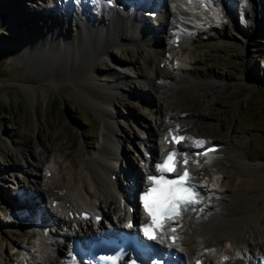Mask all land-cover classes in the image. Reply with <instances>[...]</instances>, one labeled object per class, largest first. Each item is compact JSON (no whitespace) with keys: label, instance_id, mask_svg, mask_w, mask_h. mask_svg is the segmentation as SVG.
Returning a JSON list of instances; mask_svg holds the SVG:
<instances>
[{"label":"rangeland","instance_id":"obj_1","mask_svg":"<svg viewBox=\"0 0 264 264\" xmlns=\"http://www.w3.org/2000/svg\"><path fill=\"white\" fill-rule=\"evenodd\" d=\"M32 1L0 0V264H29L31 262L25 259L27 253L30 255L29 259L36 264H49L47 260H53L54 263L51 264H63L62 261L60 263L57 251L66 254L65 243L68 244L67 239L60 235L63 220L60 219L58 226V223L51 224L49 219V216L58 214L49 209L54 203L49 204V208L47 203L42 204L47 210L44 212L48 219L49 239L54 245H60L57 248L59 250L46 249L38 230L31 227L30 223L24 224L12 218H17L19 214L8 215L11 209L5 202L8 195L15 197L18 203L22 202L18 205L21 208L19 213H24L25 210L28 213L34 206H40L38 201H25V197L40 194L44 185L42 168H51L58 177L63 176L65 179L67 173L80 172L84 175L85 168L81 160L97 154L105 133H108L113 143H117L115 168L121 167L125 173L132 175L134 182L138 175H133L145 168L143 147L147 145V149L153 147V144L158 147L160 143L156 141L152 144V136L157 137L159 134L157 122H164L165 112L177 110L179 105L183 111H190L194 119L183 120L178 132L202 141L200 148L213 141L223 147L233 146L235 151L231 152L230 162L223 159L228 157L220 159L221 169L218 172L223 178L210 186L217 188L218 185V189L230 200V192H234L245 175L248 176L244 182L245 194L239 199L241 207L237 209L238 212L251 215L257 211L256 220L264 229V15L258 16L244 0L217 2L222 7L219 15L213 10L205 11V7H201V10L199 0L191 3L195 6L194 13L201 14L197 17L202 19V23H197L199 27L196 25L199 32L194 42L188 40L186 47L192 52L189 55L194 64L192 68L187 67L186 71L199 79H216L226 87L215 99L209 97L205 101L202 92L192 89L183 80L179 81L177 90L173 92L176 93V98L177 94L183 97L184 100L179 104L173 93H165L175 84L158 86L165 88L161 93L153 90L155 73L167 81H176L173 71H170V63L164 56L161 58L158 55L160 53L147 56L148 50L154 53L167 44V38H172L167 30L155 23H163L164 15L161 14L158 21L156 19L153 22L146 18L138 20L150 30L147 33L150 38L147 34L140 33L143 25L137 28L133 25L132 29L131 26L122 28L120 25L116 30L125 33L128 40L118 42L121 44L116 46L109 43L110 53L100 55L92 62L88 61L86 55L95 50L85 47V55L78 57L79 54L74 52L75 48H71L72 53L69 55L63 46L66 42L70 45L76 38L74 21L68 28L56 22L54 27L64 28L61 37L57 34V38L52 40L53 45H48L51 50L49 55L41 57L38 53H31L32 45L37 44L40 49H46L44 42L49 39L48 26L51 25L48 24L50 20L46 26L43 24L39 11L43 9L42 13L48 15L45 9H50L56 0ZM160 3H163L165 11L168 9V13L173 12L168 0H160ZM249 4L252 6V3ZM33 9L39 10L36 12ZM24 13L26 16L21 19ZM61 14L60 12L59 16ZM21 20L26 21V24L19 22ZM153 32L155 35L151 38ZM246 35L248 36L244 39L243 36ZM253 40L257 43V51L251 47L254 45ZM41 42L42 44H38ZM106 45L107 43L101 46L97 44L99 52ZM248 62L251 64L249 68ZM85 74L90 77L87 85H83L80 79ZM116 78L119 80H115ZM111 83L116 84L117 91L109 94L110 102L106 105L110 118L108 113L102 112L87 98H81L75 93L77 84L85 88L86 92L95 94L99 90L97 87L108 89ZM160 97L163 99H159ZM105 120L113 127L108 126ZM242 166L247 170L246 173V170L240 168ZM45 175L48 177L50 173L45 172ZM229 179H232L230 184ZM129 182L126 188L133 184L132 180ZM200 185L205 187L203 183ZM19 187L25 190V197L20 194L22 190L18 191ZM88 191L96 192L93 187H89ZM134 191L135 186L132 191L126 190L127 197L130 198ZM93 195L96 196L91 194L88 201L97 207L101 205L99 209L104 215L107 207L102 205V197ZM114 204L117 205V202ZM109 217L114 219L113 215ZM35 218H32V223L37 221ZM246 236L249 256L253 257L251 262L257 264L261 256H264V239L259 240L250 231H247ZM229 237L225 236L221 241L223 264H233L237 259L226 244L231 238ZM61 240L66 242L61 244ZM193 240L179 239L180 247L176 250L180 251L184 262L189 259L184 248L190 249ZM207 263L215 264L214 258L210 257Z\"/></svg>","mask_w":264,"mask_h":264},{"label":"bare ground","instance_id":"obj_2","mask_svg":"<svg viewBox=\"0 0 264 264\" xmlns=\"http://www.w3.org/2000/svg\"><path fill=\"white\" fill-rule=\"evenodd\" d=\"M106 1L107 0H73L74 3L76 2L75 5H73L72 3H61L60 5H57L56 2H58V0H56L51 5L50 9H45V11L49 13L48 15H44L42 13V11L44 12V10L41 9L39 11L41 13L39 16L44 22L41 23L45 24L46 26L48 20H50L48 24H50L51 26H48L49 29L47 34L49 39H46V42H44L47 45L45 50L40 49L37 44H33V51H31V53H38L39 55H41V57H46L47 55H49L51 50L48 48V45H51L52 40L54 38H57V34L61 37V31L64 28H68V25L74 21L75 24H73V26L76 33V38L70 45L66 42V44L63 43V46L68 50L67 52H69V55L70 53H72L71 48H75L74 52H76V54H79L77 55L78 57L81 54L85 55L84 52L86 51V48L88 50H95V52H93L92 54L87 53L86 55L88 61L92 62L96 57H99L100 55H107L108 53H110L109 43H114V46H116L121 44L125 40H128V36L125 35V33L122 34L121 32H118L116 30L120 25L122 26V28L123 26H126L127 28L131 26L130 29H132L133 25L134 28H137L139 25H143L141 26L142 30L139 28L140 31H142L140 33L143 35H146L148 32L150 33V30L147 28V26L144 23L141 24L140 22H138V20L145 18V11L156 9L157 11L161 12L162 15H164L163 17H165V21L163 23L160 22L159 26L162 27L163 30H167L171 34L169 37L173 38V36L177 35L179 37V41L177 42V45L174 46L173 41L171 40V42L169 41V43L161 46L156 51H154V53L150 50L147 51L148 57H152L155 53H160L158 55L161 58L162 56H164L163 58H165L170 63V71H173L174 80L176 79V81L170 82L165 80L166 78H160V76L156 75L155 73L156 78L152 80L154 92L161 93L160 91L165 88L158 86H161L163 84H173V86L175 84L176 86L171 87L165 92L173 93L177 90L178 82L182 80L185 81L183 83H189L188 85H191L192 89L202 92L205 101L209 97L215 99L224 91L226 85L221 81L206 78L199 79L198 77L193 76L186 71L187 67L192 68L194 64L189 55L192 52L190 48L188 49L186 46L188 40H192L194 42L195 37H198L199 31L196 29V25H198L197 23H202V19H200V17H197L201 14L198 13L200 14L198 15L194 13L193 9L195 6L191 4L193 3V1L196 2V0H168L172 5V13H168V9L165 11V8L157 9L159 8L158 5H160L159 0H143L136 2H132L130 0H112L116 5V7L113 5L112 8H109L106 5ZM201 1L206 2L205 9H208L210 11L213 10V12H217V15H219V12H221L222 10L221 5L218 6L217 2L220 3L221 1L223 2V0H200V2ZM244 1L249 8L251 7L250 10H254V12H256L258 16L264 15V0ZM121 2L125 3L124 7H117ZM249 2L252 3V6L251 4H249ZM191 5L193 7H191ZM222 6H224V4H222ZM38 10L34 11L38 12ZM60 12L62 13L61 16H59ZM25 16L26 13L23 14V17H20L22 19ZM19 22H23V24H26V21L23 20ZM56 22L61 23L64 28L54 27ZM15 25H17V23ZM23 27L25 28L26 26ZM247 36L248 35L243 36L244 39H246ZM148 38H150L149 35ZM151 38H153V35L151 36ZM253 41L254 45L252 44L251 47H254L257 51V43L255 42V40ZM118 42L121 43L118 44ZM106 43L107 45L103 48L104 50H102V52H99L100 47L98 48L97 44L101 46L102 44ZM38 44H42V42ZM77 44L78 46H76ZM250 66L251 64L250 62H248L247 68H249ZM80 79H82L81 83H83V85H87L90 81V77H88L87 74L82 76ZM240 79L242 82V78ZM115 80L118 81L119 79L116 78ZM97 88H99L97 93L92 94L86 92L85 88L81 87L80 84H77V86H75V93L81 98H87L102 112L108 113L106 112V105H108L110 102L109 94L112 91H117L116 84L111 83L110 88L108 89L105 87ZM174 94L176 93H173V95ZM161 98L162 97H160L159 99ZM174 98H176L175 95ZM182 98L183 97L177 94L176 100L179 104L181 100H184ZM161 102L165 103L163 101ZM180 108L181 105H179V108L177 110L165 112L164 122L163 120L157 122L159 134L157 137L156 135L152 136V144L154 142L156 143V141H160V143L158 147L156 146V144L154 147L153 144V147H148L146 149L147 159H145V161L148 166L151 164L152 160L156 158L155 155H158L159 153H162L166 150V147L162 142V137H167L168 132H176L180 128V123L183 122V120H185L186 118L194 119L190 111H183L182 108ZM107 116L110 118L111 115L108 113ZM105 123L111 128L113 127L112 124L107 123L106 120ZM105 134V136L102 135V141L99 145L97 154L81 160L83 163L82 165L85 168L84 175L80 174V172L78 174L67 173V178L65 179L63 178V176L58 177L51 168H42L44 172L42 178L44 185L43 188L41 187V192L39 191L40 194L35 193L34 191L35 195L26 196V194L23 193L25 192V190L21 189L20 187L18 188V191L22 190V193L20 194L24 197L26 196L25 201L28 200V202L32 203L38 201V203L40 202V205L42 206L44 205L42 203L50 204L51 202H55V212L58 213L59 218L63 220V222L61 223L62 229H60V235L62 238L67 239L68 245L76 239V236L73 234V232L69 230V226L74 229H78L81 228L82 225H95V222H93V220H88V223H86L85 221H81L79 218L73 217L72 219H70L68 217L69 213H79L82 209H87L88 211L94 213L93 216L101 213V209H99L101 205L97 207L95 204L88 201L87 198L91 194H96V196L99 195L104 200H102V205L104 206L105 204V206L107 207L105 208L107 213H103L105 221H108L110 219L109 215H113L116 223L119 224L120 222L125 223L127 218L129 217L128 212L126 213L125 211V209L128 208L127 206H131L132 208L135 207V203L129 201L126 190H128L129 192V190L132 191V188L134 186L137 187V190L142 187L141 178H139V175H145L146 171H144L142 174H139V171L135 174L132 173L134 174L133 177L136 176V174L138 176L136 177L134 182L132 180L133 184L131 185V187L126 188V184L130 183L129 180L132 179V175L125 173V170L121 169V167L115 168L114 163H116L117 161V143H113L112 140L109 139L108 133ZM197 142L198 140H196L192 136H189L185 141H183L181 145L176 146V150L178 155L183 160H187V163L185 164L190 171L191 182H194V184L203 183L205 187L202 188L201 185H198V203L192 206H185L186 208L193 207V209L183 210V213L181 214V217L183 219L180 218L179 223H177V230L174 233L176 241L171 246L166 242V238L162 237L161 240L164 239L162 243L164 246H171L173 249H179V239L193 238V242L191 241L192 243H190L191 252H189V247H187L186 249L184 248V253L188 254L189 257L188 260H190L193 256H198V258L200 257L204 260L205 264H208L207 261L209 260V258L213 257L215 264H223L220 260L222 257H224L222 256L221 241L224 240L225 236H230L231 238L229 237L230 239H228L226 244L229 246L230 252L235 256V258H237L233 264H254V262H251V259L253 257L249 256V243L246 234L247 231H250V233H252L254 237H258L259 240H263L264 229L261 228L260 224H258L259 222H257L256 220L257 211H255L254 213H252L253 215H251L250 213L247 214L246 212H238L239 209H237L238 207H241L239 199L245 192L244 182L247 181L248 176H244L245 178L237 184L234 192H230V194L228 195V199L230 200H227V195H223V191L218 189V185L217 188L211 187L210 185L213 182L217 183L218 180H221L223 178V175L218 172L221 169L220 159L223 157H228V159H223L229 161V157H231L232 155L231 152L235 151V149L231 145H227L224 147L221 146L219 150L217 149V151L212 154L202 155L199 153L198 157H196L193 153H198L200 151V144H198ZM240 168L243 169V171L246 170L244 166ZM128 171L129 173H131L130 170ZM45 172H49L50 176L46 177V175L48 174L45 175ZM244 172L246 173L247 170ZM81 175L83 177L77 179V177ZM228 182V184L232 183V179L231 181L229 179ZM89 187H93L96 192L88 191ZM8 196L7 198L5 197L6 204L8 206H11L10 213H8V215L15 216L16 214H19L17 218H12L18 219L24 224L30 223L31 227L33 226L35 230H38L39 234H41V238L44 239L42 245L46 249L59 250L57 248L60 245L58 243H55L54 245V243L51 242L48 235L49 232L47 231L48 229L45 227L47 223L44 212L47 211L46 206H43L42 208L34 206L30 209V212L27 213V211L25 210L24 213L21 212L23 214L21 215V213L18 212V210H21L18 205L22 202L18 203L15 201L17 200L15 199V197L11 198ZM96 196L93 195V197ZM124 196H126V198ZM225 196L226 198L224 199ZM115 202H117V205L114 204ZM108 208L110 210H108ZM33 217H36L37 219L39 218L42 221L41 226H38L35 221L33 223L31 222ZM26 218H28L29 221ZM101 227L103 228V226ZM57 252L60 260L63 261V264H88L85 256L77 254L72 255L71 252L69 254H63L59 251ZM179 254L176 256L173 255L172 258L174 260H180L181 255ZM25 259L28 262H31L29 264H36L34 261L32 262V260L29 259V253L25 254ZM47 262L49 264L54 263L53 260H47ZM226 264H228V262Z\"/></svg>","mask_w":264,"mask_h":264},{"label":"snow or ice","instance_id":"obj_3","mask_svg":"<svg viewBox=\"0 0 264 264\" xmlns=\"http://www.w3.org/2000/svg\"><path fill=\"white\" fill-rule=\"evenodd\" d=\"M179 139L185 138L180 137ZM197 143L202 144L203 142L198 141ZM173 156L174 153H169L168 158L165 159L163 164H157V169L161 172L172 171L173 169L168 167V162ZM185 163H187V160H185ZM149 179L154 181L155 186L149 188L141 199L144 201L145 210L152 217L154 225L162 227L163 225L159 223V220L179 215V206L182 204L186 205L196 202L195 198L197 194L193 193L189 187H185V182L190 179L187 170L174 180H167L163 176L159 178L150 176ZM150 199L152 201L151 206L149 205ZM150 227H144V235L151 240L155 239V236L149 231Z\"/></svg>","mask_w":264,"mask_h":264}]
</instances>
